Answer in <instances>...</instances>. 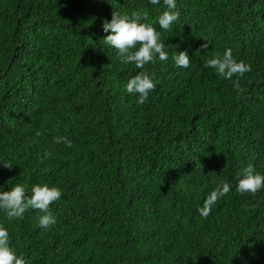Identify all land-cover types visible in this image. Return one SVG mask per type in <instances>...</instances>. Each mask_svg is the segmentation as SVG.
I'll list each match as a JSON object with an SVG mask.
<instances>
[{
  "label": "trees",
  "instance_id": "obj_1",
  "mask_svg": "<svg viewBox=\"0 0 264 264\" xmlns=\"http://www.w3.org/2000/svg\"><path fill=\"white\" fill-rule=\"evenodd\" d=\"M165 10L163 0H0V191L62 193L47 230L36 210L12 220L0 210L27 264H264V188L236 192L247 165L264 175V0H176L171 31L158 25ZM113 11L146 12L168 60L123 64L102 39ZM226 48L251 65L243 92L203 68ZM180 51L187 68L174 65ZM140 71L158 81L142 105L124 87ZM224 182L229 193L201 217Z\"/></svg>",
  "mask_w": 264,
  "mask_h": 264
},
{
  "label": "clouds",
  "instance_id": "obj_2",
  "mask_svg": "<svg viewBox=\"0 0 264 264\" xmlns=\"http://www.w3.org/2000/svg\"><path fill=\"white\" fill-rule=\"evenodd\" d=\"M152 5H158L161 0H149ZM165 11L158 17L159 28L164 31H171L173 22L180 17V12L176 10V0H163ZM147 20L146 12H132L131 16L113 11L110 21L103 22V31L108 33L104 36L103 42L108 48L115 49L117 57L123 64H134L136 68L143 69L146 64L154 63L158 58L160 61L168 60V53L164 50L165 44L160 41V32L149 23H141ZM207 48L208 43L201 45ZM172 60L176 67L187 68L190 65V58L185 51L176 52ZM203 68H212L216 74L232 80L234 89L240 93L244 89L241 87L239 79L245 73L251 71V65L243 61L237 62L231 49H225L223 55L219 52L215 57L207 60ZM158 81L154 74L147 71H140L125 84V91L128 94L138 97L137 104H144L149 93L155 90ZM55 143L63 142L67 147L72 146V141L67 137H56ZM45 153L40 162L49 157ZM3 163L5 168H11V163ZM261 188H264V175L255 172L254 166L249 164L243 168L242 174L238 173L236 192L244 195H255ZM230 191L227 182L218 184L207 196L203 206L197 211L203 218L211 213L212 207ZM62 193L57 187L45 185H33L31 195H25V188L22 185H14L11 190L0 191V210L6 214L9 220L22 218L24 213L29 210H36L42 215L37 217L38 226L47 230L56 223V219L50 211V205L60 199ZM0 264H27L23 256H17L9 246V234L6 228L0 226Z\"/></svg>",
  "mask_w": 264,
  "mask_h": 264
}]
</instances>
